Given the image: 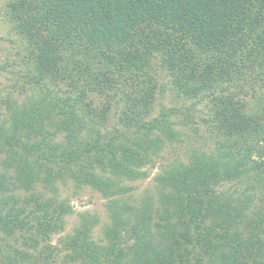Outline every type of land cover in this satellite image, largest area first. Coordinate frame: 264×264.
<instances>
[{
    "label": "trees",
    "instance_id": "1",
    "mask_svg": "<svg viewBox=\"0 0 264 264\" xmlns=\"http://www.w3.org/2000/svg\"><path fill=\"white\" fill-rule=\"evenodd\" d=\"M2 8L25 39L37 88L22 103L7 98L9 124H0L1 163L12 168L0 174V264H56L49 242L70 207L54 185L66 177L111 198V221L102 243L90 236L97 220L83 215L58 239L63 262L264 264V194L258 206L252 194L221 190L256 176L264 190V0H4ZM163 72L191 103H164ZM111 109L122 129H107ZM198 123L213 127L215 146L156 176L164 208L151 196L133 212L121 204L123 180L146 176L139 169L180 139L176 124ZM39 179L54 197L35 190Z\"/></svg>",
    "mask_w": 264,
    "mask_h": 264
},
{
    "label": "rangeland",
    "instance_id": "2",
    "mask_svg": "<svg viewBox=\"0 0 264 264\" xmlns=\"http://www.w3.org/2000/svg\"><path fill=\"white\" fill-rule=\"evenodd\" d=\"M3 4L4 0H0V124L4 123L6 126L9 124L8 108L5 103L7 98H14L16 102L22 103L28 99L32 94V90H35L37 87L34 80H31V74L34 70L32 69V58L29 56L28 50L26 49L25 39L11 28L10 23L4 17ZM160 78H162L164 82H168V91H166V96L164 98V103L166 105L180 108L182 104L191 103V99H182L176 95L175 91H171L170 76L167 75L166 72L161 73ZM43 81L46 80L43 79L41 82L42 84ZM91 98L94 99L95 102H98L100 99L102 100V96L99 98V95L96 94H91ZM204 104L205 103H199L197 105V108L202 110V114L207 110L205 106L207 104ZM109 114L110 116L106 124L107 129L109 131L115 127L122 129L123 126L117 123V113L114 112V109H111ZM177 118L175 117L174 120H177ZM114 125L115 127H113ZM176 129L180 130V139L178 141L166 142L159 151V157L156 159L153 158L151 164L147 163L143 168L139 169V171H145L146 176L138 177L135 180H123L122 183L128 188L127 191L120 196L114 195L121 204L126 203L131 212H133L132 209L141 200L143 201V199H147L150 196L157 205H159L157 207L158 210L164 208L167 203H158L157 199L161 195L160 190L164 192L165 188L156 180V176L163 173L164 169H168V165L173 162L188 164L190 160L189 156L193 151L207 150L209 152L215 146L217 135L213 127H208V125L203 123L189 126L176 124ZM58 139H62V135H59ZM248 143H253L254 145L253 141H248ZM239 146H242V142ZM3 158L4 153L0 152V174L4 173L9 178L12 168L6 170L1 163ZM162 175H164V173ZM257 179L258 177L256 176V179H254V177H244L239 180L225 181L221 184V190L231 192L234 196H242L243 193L252 194V205L256 204L260 206L263 203L259 201L258 197L264 194V190L261 187L262 182H257ZM55 182L56 185H54V187L57 189L55 197L49 189L50 185L45 187L42 179L36 181L34 187L44 198L53 196L57 200L64 199L70 207L69 213L64 215L63 230L51 235L49 243L54 248H58V250H55L57 253L54 257V262L56 264H76L62 261L65 252L60 249L61 245L58 239L65 234H73L74 228L80 225L81 217L83 215H89L97 220L90 234L91 239L99 241L101 238V242L104 243L103 229L104 226L111 221L106 203L111 198L102 196L98 191L87 185L77 187L70 177H66L63 181L57 180ZM15 194L22 198L25 196L26 192L18 188L15 189ZM155 219L160 221L157 217H155ZM130 231V228L121 229L120 234L123 236ZM0 237H3V234L0 233ZM12 241L11 239L10 242ZM261 251L263 253L262 258L264 259V250ZM197 253L198 249L195 251V254ZM246 260L249 262L248 258H246Z\"/></svg>",
    "mask_w": 264,
    "mask_h": 264
}]
</instances>
